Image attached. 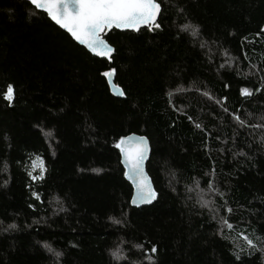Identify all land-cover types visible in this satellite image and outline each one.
I'll use <instances>...</instances> for the list:
<instances>
[{
	"label": "trees",
	"instance_id": "trees-1",
	"mask_svg": "<svg viewBox=\"0 0 264 264\" xmlns=\"http://www.w3.org/2000/svg\"><path fill=\"white\" fill-rule=\"evenodd\" d=\"M161 8L155 31L106 33L107 62L25 0H0V264H264L241 235L264 247V127H242L215 103L227 97L229 113L264 124V88L255 91L264 85V34L256 35L264 0H162ZM109 68L121 98L102 75ZM128 134L150 144L146 171L158 193L150 206H130L114 147ZM33 160L43 161L42 180L27 174ZM209 180L232 229L196 199Z\"/></svg>",
	"mask_w": 264,
	"mask_h": 264
},
{
	"label": "snow or ice",
	"instance_id": "snow-or-ice-1",
	"mask_svg": "<svg viewBox=\"0 0 264 264\" xmlns=\"http://www.w3.org/2000/svg\"><path fill=\"white\" fill-rule=\"evenodd\" d=\"M162 2V0H161ZM161 2L157 0H28L30 6L34 9L35 13H43L53 21L60 29H64L73 41L78 44L85 46L94 56L104 58L108 61L112 60V53L114 48L111 47L106 39L105 34L113 28L121 30H131L134 32H139L141 28H145L147 31H155L161 27L160 23L157 22V17L162 13ZM192 30V35H195L199 29L197 26L191 24H184L181 26V31ZM264 34V28H261L257 32V37ZM203 47V44L201 45ZM247 59V56H244ZM226 63H228L226 61ZM221 68L224 64L220 65ZM255 67V65H253ZM115 69L109 68L107 71L102 73L105 77H111ZM264 79V78H262ZM228 85H225L227 88ZM264 88V85L257 87L255 91L258 93ZM181 89H177L180 91ZM119 95L124 96L123 91L119 92ZM168 95L171 97L172 93L169 92ZM203 95L209 100L213 98L204 92ZM242 96H251L252 92L247 88L241 89ZM6 100L11 102L13 99V88L11 85L8 86L7 92L4 97ZM227 101V97H222L215 100V103L220 105L225 113H228L230 117L240 126L250 127V128H262L264 124H246L243 119H241L240 109H235L229 113V110L224 107ZM186 115V114H185ZM186 118L192 122V117L187 116ZM194 127L197 129H202L200 123H194ZM45 137L53 136L51 131L44 132L41 129ZM114 147L118 149L121 163L126 165V170L124 171V176L131 180L135 188V194L131 200V204L139 207L140 204H151L157 199L158 193L153 188L152 182L149 176L145 172V161L149 159L150 148L148 141L144 137L137 139L135 136H121L118 138ZM244 155L243 152L239 153ZM7 165H5V169ZM46 169L43 167V161L41 160V170L39 175H33V171H28V176L31 180H42L44 178V172ZM92 171L98 172V169H93ZM215 169H212V174L214 175ZM7 183V181H5ZM209 192L216 191L213 183L209 180L207 185ZM221 197L222 193H217ZM32 197L36 201H41V196L38 192L33 191L31 193ZM211 202L208 200L203 201L202 207H208ZM29 208L35 209L34 204H29ZM65 209L60 208V211ZM225 212L231 213L232 209L225 207ZM123 214V213H122ZM126 216V214H123ZM215 218V217H214ZM109 220L113 224L123 226L124 221L116 219L109 216ZM221 221L227 226L228 229H232V225L221 217ZM2 223V222H0ZM16 225L9 224L8 229H14ZM7 231V229H5ZM242 235L245 240L248 249L261 252L264 256V247H257V243L249 239L246 235ZM45 248L48 251H53L50 245L45 244ZM72 247H76L75 244ZM137 249H141L142 245H135ZM152 254H155L157 248L155 245L151 246L150 249ZM251 254V253H249ZM62 255L60 252H55V256L59 258ZM111 255L114 259H120L121 257L117 255V252H112ZM144 255L147 257L149 253L145 251ZM233 255L235 259L239 261L241 256L239 253L234 252Z\"/></svg>",
	"mask_w": 264,
	"mask_h": 264
},
{
	"label": "water",
	"instance_id": "water-1",
	"mask_svg": "<svg viewBox=\"0 0 264 264\" xmlns=\"http://www.w3.org/2000/svg\"><path fill=\"white\" fill-rule=\"evenodd\" d=\"M26 2H28V0H25ZM46 15V14H45ZM159 17V16H158ZM158 17H157V20H158ZM50 20V19H49ZM51 21V20H50ZM51 22H53V21H51ZM54 23V22H53ZM55 24V23H54ZM56 25V24H55ZM56 26H58V25H56ZM59 27V26H58ZM143 28V27H142ZM141 28V29H142ZM61 30H63L64 32H66L64 29H61ZM112 30H116V31H119V32H134V31H131V30H121V29H116V28H113V29H111L110 31H112ZM110 31H108V32H110ZM107 32V33H108ZM67 33V32H66ZM68 34V33H67ZM69 35V34H68ZM75 43H77L76 41H74ZM78 44V43H77ZM79 46H81V47H83L89 54H91L93 57H95V58H99V59H103V60H106V59H104V58H101V57H96V56H94V54H92L85 46H83V45H80V44H78ZM114 53V52H113ZM113 53H112V56H113ZM107 62H111V61H108V60H106ZM107 82H108V86H109V89H110V92H111V94L114 96V97H117V98H121L122 96L121 95H119V92L121 91V89L119 88V87H117L116 85H114V80H113V75L111 76V77H107ZM126 136H135L137 139H139L140 137H144L147 141H148V139L145 137V136H142V135H139V134H128V135H126ZM148 144H149V141H148ZM149 148H150V144H149ZM118 150V149H117ZM118 153H119V151H118ZM150 154H151V149H150V153H149V158H150ZM119 156H120V154H119ZM148 161H149V159L148 160H146L145 161V172H146V174H147V171H146V165H147V163H148ZM120 163H121V158H120ZM121 166H122V168H123V170L125 171L126 170V165H124L123 163H121ZM148 175V174H147ZM149 176V175H148ZM124 178H125V180L128 182V184L131 186V188H132V195H131V199H130V206L132 207V208H141V207H146V206H150V205H152L154 202H155V200L151 203V204H140L139 205V207H137V206H135V205H133V204H131V200H132V198H133V196H134V194H135V188H134V185L132 184V182H131V180L130 179H128L127 177H125L124 176ZM150 178V177H149ZM151 180V179H150ZM152 182V181H151ZM152 186H153V184H152ZM153 188H154V186H153Z\"/></svg>",
	"mask_w": 264,
	"mask_h": 264
},
{
	"label": "rangeland",
	"instance_id": "rangeland-1",
	"mask_svg": "<svg viewBox=\"0 0 264 264\" xmlns=\"http://www.w3.org/2000/svg\"><path fill=\"white\" fill-rule=\"evenodd\" d=\"M41 170V163L37 160H33L31 162V171H33V173H35L37 170ZM195 191V196H196V199L198 200L199 203H203V201L205 200H208L210 201L211 203L209 204L208 208H213L214 207V212L212 213L213 215H215V219L218 221V223L220 224V227H225V224L221 221V218L219 217V212H218V208L216 207L215 208V205L213 206V203H214V199H213V195H214V192H209L208 190L206 189H202L200 187H196L194 189ZM215 195H216V191H215Z\"/></svg>",
	"mask_w": 264,
	"mask_h": 264
}]
</instances>
